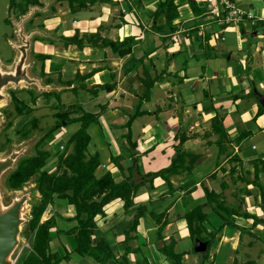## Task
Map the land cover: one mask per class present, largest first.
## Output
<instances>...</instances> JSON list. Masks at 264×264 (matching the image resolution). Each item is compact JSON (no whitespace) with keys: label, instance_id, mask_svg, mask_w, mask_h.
I'll return each mask as SVG.
<instances>
[{"label":"crops","instance_id":"0c3cea01","mask_svg":"<svg viewBox=\"0 0 264 264\" xmlns=\"http://www.w3.org/2000/svg\"><path fill=\"white\" fill-rule=\"evenodd\" d=\"M160 1H98L88 9L74 13L67 1L55 0L50 10L41 14L47 16L39 21L44 28L37 25V28L29 30H41L46 34L34 38L31 54L34 55L36 75L45 84L48 78L52 79L53 82L47 85L58 88L55 91L57 101L62 100L64 92L76 94V97L80 92L90 94L89 103L67 106L69 109L76 107L72 117H78L94 104L91 108L94 111L88 113L96 114L98 122L88 128L91 136L88 152L91 156H100L99 175L110 172L116 183H121L129 175L132 160L127 124L139 111L143 114L137 116L130 130L133 142L138 145L136 151L141 154L138 163L144 174L168 168L175 154L174 147L178 145L175 136L181 131L186 134L189 140L183 145V150L195 154L198 159L191 172L171 177L172 186H168L162 178L144 184L135 192L134 207L128 214H125L123 201L110 203L105 208V218L100 219L99 231L109 236L114 252L121 257L125 231L135 210L145 206L147 214L140 221L138 240L134 241L136 246L133 245L134 248L142 246V257L147 258L150 264H170L156 248L159 227L151 216L152 212L156 215L166 213L165 219L169 224L164 231V241L168 243L170 238H174L176 251L187 253L185 261L191 264L190 259L198 258L200 260L195 264H199L200 256L195 255L188 245L183 247V243L190 239L184 217L196 206L206 205L205 188L220 193L221 183L226 181L229 185L226 191L232 190L230 202L226 197L229 207H238L241 213L264 218L260 188L234 183L237 176L243 174L253 180L251 162L259 158L264 160V151H260L256 143L248 149L244 148L248 139L249 142L254 140L255 133L264 135V107L259 101L260 97H264V76L258 77L254 73L259 67L264 73V0H230L239 11V16L233 15L236 20L226 27L219 22V17L194 13L191 4L209 9L206 0H175L180 13L173 23L175 30L165 18L154 20ZM62 17L68 19L62 20ZM77 31L81 36L99 32L102 37L114 42L132 37L131 53L122 57L110 47H65L61 37H72ZM221 42L228 43L229 53L219 50ZM40 54L51 57L45 61L46 77L41 75L43 62L37 58ZM93 71H96L93 76L85 80L77 79L79 74L86 76ZM243 71L250 72L244 76ZM148 73L152 79L159 77L151 90L145 85ZM97 85H113V89H100L98 94L93 95L89 90ZM215 116L221 119L227 134L222 146L227 151L224 158L220 155L219 135L211 134V120ZM64 123L67 125L69 122ZM243 134L246 135L242 143H234ZM236 154L242 163L231 161ZM119 156L122 157L123 170L113 162ZM222 169H227V172ZM232 169H237L234 177L230 176ZM260 183L264 186V173L260 176ZM251 199L254 205L248 206ZM66 211L70 215L67 216ZM54 214L72 218L74 210L58 203L50 217ZM234 224L237 226L235 232L222 235L218 245L212 249H216L215 253H210V259L205 264L229 263L228 259L232 258L229 254H239L231 243H222L224 239L232 240L237 234L241 238L245 233L264 230V225L253 228V219L236 217ZM105 226H108L106 231L103 229ZM242 229H246L244 233ZM54 239L55 251L63 249V253L72 252L70 237L55 234ZM261 242L264 244V238ZM221 245L226 252L224 257L219 253ZM72 256L67 264H96L89 258H79L77 254ZM139 256L131 254L130 259L135 263Z\"/></svg>","mask_w":264,"mask_h":264},{"label":"trees","instance_id":"16d2710c","mask_svg":"<svg viewBox=\"0 0 264 264\" xmlns=\"http://www.w3.org/2000/svg\"><path fill=\"white\" fill-rule=\"evenodd\" d=\"M58 1H67L71 11L75 13L88 9L89 6L95 5L98 1L107 3L109 0ZM10 3V8L15 7L17 4L22 6V3H18L17 0H10ZM26 3L27 4L23 6L25 10L21 14L22 17L29 12L31 6L44 7L41 0H26ZM191 6L194 13L197 15L206 16L205 14L208 13V8L206 7L200 9L196 3H192ZM40 14L42 13H37V15ZM179 14V7L176 5L175 0H161L154 13V20H158L161 17L165 18L166 23L175 30L173 23L179 18ZM40 28L43 29L44 26L40 25ZM133 40L134 39L131 37L122 42H114L102 37L99 32L81 36L79 31L72 37H61V41L65 47L76 46L79 49L85 47H110L122 57L131 53L130 47ZM37 58L43 62L41 75L46 77L45 61L49 60L51 57L40 54L37 55ZM95 72L96 71H93L90 75L86 76H81L79 74L77 79L85 80L93 76ZM158 78L159 77L152 79L148 73L145 80L146 88L151 90ZM52 82V79H47V84H51ZM100 89L111 91L113 85H97L93 87V89L88 90L93 95H96ZM60 101L61 99L58 100V102ZM76 111V107L67 111H59V113L56 114L57 121L55 127L49 131V137H51L54 132L56 133L59 131L63 125L61 121L69 123L73 121L81 124L80 129L67 141V145L63 146L64 149L61 150V148H59L56 152V154H58L57 166L59 173L51 174L47 170H43L50 158L47 151H42V149H40L46 142L44 138L36 145L37 154L34 157L23 159L19 163V166H16V169L12 171L7 178V187L10 190H20L24 182L30 180L32 176L39 175L36 182L38 185L37 191L40 192L43 198L40 204L36 206H34L35 203L33 204L31 211L32 219L28 223L29 230L34 233L32 251L28 252L17 264H67L73 257V254H77L83 258H89L96 264H150L148 259L145 257L143 258L141 255L142 246H138L137 248L133 247V242L138 240V228L141 219L147 214V207L141 206L135 210L130 221V226L125 231V239L123 242L124 253L121 257H118L114 252L112 241L109 236L99 231V222L101 218H105L106 216L105 208L115 200L124 202L125 214H128L130 209L134 207L133 196L135 192L147 182H153L156 178H162L168 186H172L171 177L186 172L190 173L198 159L195 158V154L183 150V145L189 138L182 131L175 136L178 145L174 147L175 154L168 168L154 174L142 173L138 163L141 154H138L136 151L138 145L136 142H133L130 130L137 116L143 114L139 111L127 124L129 129L127 141L132 160V165L128 169L129 175L126 176L121 183H116L110 172H105L102 175L97 173L101 166L100 156L99 154L91 156L88 152V147L91 143V136L88 133V128L91 124L98 122V116L93 113L83 112L78 117H72V114L74 116ZM260 111L258 113L259 116L261 114ZM19 112L23 113L22 109H19ZM211 126V134L219 135L220 138V155H224L227 151L226 148L222 146L225 145L223 143H225L227 134L224 130L223 122L218 116H215L211 120ZM245 135L238 136L236 140H234V143L240 145ZM24 136H27V133ZM68 149H72V152L68 153L69 151H66ZM231 158V161L234 163H242V160L237 154ZM121 161V156L113 159V162L118 164L123 170L124 168L121 165ZM251 165L254 169L253 180L248 179L246 174H243L244 176H237L234 183L237 184V182H241L260 188L262 201L264 202V186L260 183V176L264 173V160L259 158L251 162ZM222 170L223 172H227V169ZM236 170L237 169H232L230 172L231 177H234ZM214 177L216 178L217 175H214ZM228 186V183L223 181L221 183L222 191L220 193L205 188L206 205L196 206L184 217L187 222L190 239L193 242L200 240L208 243L207 250L204 253L196 254L193 250V253L201 258L199 264H205L209 261L211 250L218 245L222 235H232L235 232L237 228L234 224L236 217L253 219V228L264 225V218L261 219L250 213H241L238 207L231 208L228 206L224 193L228 189ZM58 203H63L66 207H72L74 216L72 218H67L62 214H54L48 220L43 221V216L47 209H49L48 207H56ZM151 216L156 219L159 227L157 233L158 251L166 257V261L170 264H188L184 259L187 253H178L176 251L177 242L174 238H170L168 243L164 241V231L169 224V221L165 219L166 213L156 215L152 212ZM68 223H72L73 225L67 226ZM245 230L246 229H242V232L244 233ZM55 234L64 235L72 239L73 250L71 253H63V249H61V252L55 251L53 246ZM132 234L135 235L132 236ZM131 254L140 255L135 263L130 259ZM233 264H239V262L235 259ZM244 264H256V261L249 259Z\"/></svg>","mask_w":264,"mask_h":264},{"label":"rangeland","instance_id":"374dc122","mask_svg":"<svg viewBox=\"0 0 264 264\" xmlns=\"http://www.w3.org/2000/svg\"><path fill=\"white\" fill-rule=\"evenodd\" d=\"M17 2L22 3V6L20 4H17L15 7L10 8V0H0V62L1 65L6 69L11 68V65L13 64L12 61H14L15 57L17 56V52L13 49L12 46V42L19 41L15 32L16 27L14 25V22H21V14L25 10L23 6L27 4L26 0H17ZM209 12L210 8L208 9V14L211 15ZM38 17L40 19L38 18L37 20L35 19V17H33L31 19L32 21L30 20L27 23L26 29H29L30 27L34 28L35 26V28H37V25L40 26L39 21H42L41 19L45 20L47 16H42L40 14L38 15ZM63 18L65 17H62V20ZM67 19L68 17L65 18V20ZM222 29L223 28H221L220 30L222 31ZM8 39L10 45L8 44ZM219 46L220 51L229 53L227 51L228 43L221 42ZM31 56L34 59V55L31 54ZM234 60L235 55H233V61ZM37 72V74L40 73L39 66L37 68ZM249 72L250 71H243L242 74L246 76V73L248 74ZM257 72L254 73H256L258 77L264 76L262 68H257ZM32 73L36 75L35 67L32 68ZM6 94L10 99L9 103H3L0 105V117L3 122V126L0 127V158L6 156L10 148L20 149L24 146H28L27 153L18 161L16 165L18 167L19 163L23 159L34 157L37 154L36 145L41 139L45 138L46 142L40 149H42V151H47L50 155V158L43 170H47L51 174L59 173L57 166L58 154H56V152L61 146L67 145V139L75 134L80 129L81 125L73 121L67 123L66 125L63 121H61L63 125L59 131H57L56 133L54 132L51 137H49V131L55 127L57 121L56 114H58L59 111H67L69 109L67 105L73 103H76L77 105L89 103L87 99L90 94H88L87 92H80V95L76 97V94L64 92L63 94H61V103H58L57 99H55V92L39 93L37 90H32L27 86H23L20 89L11 87L6 90ZM92 107H94V104H91L90 110H88V107H86L85 109L88 110V112H93L94 109H91ZM19 109H22L23 113H20ZM26 133L27 136H24ZM254 137L255 138L252 142H249V139L246 141L247 143H245L246 146L244 148L248 149V147L250 148L252 143H256V145L259 147V150L264 151V135H262L261 133H255ZM66 151H69L68 153H71L72 149H68ZM256 153L260 154L258 152ZM222 158H224L223 155ZM7 178L8 176L5 178L4 182L1 183L4 199L7 202L26 192H31L34 189H36L37 191L38 185L36 182L39 178V175L32 176L30 180L24 182L20 190H10L7 187ZM231 193L232 190H229L228 192L226 191L225 193L229 202L231 200H229ZM35 197L37 201L35 202L34 206L40 204L43 199L40 192L38 191L35 194ZM247 205L253 206V200L251 199L249 204ZM59 206L61 207V205ZM120 206V204L117 205L118 208H120ZM48 208L49 209H47L46 213L43 216V221L45 219H48L53 211L55 213V206ZM66 215H70V212L68 213V211H66ZM30 219H32V217H30ZM107 227L108 226H105L103 228L105 229L104 231L107 230ZM33 236L34 233L29 230L27 224L23 229L22 245L19 250V256L16 264L20 262V260H22L28 252L32 251ZM132 236H134V234H132ZM261 238H264V230H255L251 232V234L245 233V235L241 236V238L239 237V234H237L232 240L228 238L224 239V242L222 243H231L233 246H235L236 249H238L237 251H239V254L231 253L228 255L229 258L232 257L231 259H228L229 263L233 264L236 259L239 264H244L249 259H253L256 261V264H264V244L261 242ZM53 242V246L55 247V239ZM133 245L136 246V243L133 242ZM185 245H188L192 248L191 250H194L195 242H193L191 239H188L183 243V247H185ZM156 248L158 250L157 246ZM117 249L118 248H116V250ZM215 250H211V253L214 254ZM224 252V245H221L219 253H221L223 257ZM116 255L118 256L119 254ZM199 260L200 259L198 258H192L190 259V263L195 264Z\"/></svg>","mask_w":264,"mask_h":264},{"label":"water","instance_id":"95a60500","mask_svg":"<svg viewBox=\"0 0 264 264\" xmlns=\"http://www.w3.org/2000/svg\"><path fill=\"white\" fill-rule=\"evenodd\" d=\"M55 0H41L44 7L31 6L29 12L21 17L20 23L14 22L16 27L17 42H12L13 49L17 52L11 68H4L0 62V105L9 102L10 99L6 90L11 87L20 89L27 86L32 90L40 92L53 93L58 91L55 85H47L42 78L32 73L35 60L31 56L33 40L37 36H45L41 30L27 31V23L37 14L46 13L50 10L51 4ZM259 101L264 107V97ZM3 122L0 117V127ZM28 146L20 149L10 148L6 156L0 158V264H16L19 256V250L22 245L23 229L30 222L33 204L37 201L36 189L26 192L7 202L4 199L1 183L5 178L16 169L18 161L25 156ZM208 244L196 240L194 251L201 254L207 250Z\"/></svg>","mask_w":264,"mask_h":264},{"label":"built area","instance_id":"2783aa9c","mask_svg":"<svg viewBox=\"0 0 264 264\" xmlns=\"http://www.w3.org/2000/svg\"><path fill=\"white\" fill-rule=\"evenodd\" d=\"M208 7L210 8V14L214 15L216 17H219V22L224 25L225 27L230 24L231 22L235 21V16H239V11L235 9L232 4L230 3V0H207ZM220 7L223 8L222 11H220ZM226 11H229L226 15ZM264 134V130H263ZM61 150L64 149L63 146L60 147ZM255 148V147H253Z\"/></svg>","mask_w":264,"mask_h":264},{"label":"flooded vegetation","instance_id":"af4514ba","mask_svg":"<svg viewBox=\"0 0 264 264\" xmlns=\"http://www.w3.org/2000/svg\"><path fill=\"white\" fill-rule=\"evenodd\" d=\"M34 17H35V19H36V18L38 17V15L36 14ZM31 21H32V20H31ZM35 27H36V26H35ZM35 27H34V28H35ZM37 27H38V26H37ZM31 28H33V27H30L29 29H27V31H29ZM8 44L10 45V43H9V39H8ZM12 62H13V61H12ZM12 62H11V63H12ZM11 63H9V64H11ZM5 103H9V102H5Z\"/></svg>","mask_w":264,"mask_h":264}]
</instances>
